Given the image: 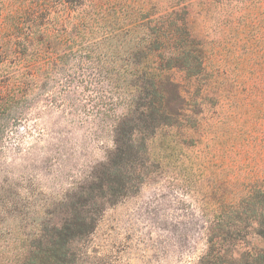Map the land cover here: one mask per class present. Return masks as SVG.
<instances>
[{"label": "rangeland", "instance_id": "obj_1", "mask_svg": "<svg viewBox=\"0 0 264 264\" xmlns=\"http://www.w3.org/2000/svg\"><path fill=\"white\" fill-rule=\"evenodd\" d=\"M84 2L101 33L179 28L203 65L194 77L169 72L186 104L178 126L141 157L136 193L105 206L73 245L76 264H264V0ZM61 111L40 100L0 136V264L22 259L11 235L30 222L29 206L53 209L51 199L83 184L102 157Z\"/></svg>", "mask_w": 264, "mask_h": 264}, {"label": "trees", "instance_id": "obj_2", "mask_svg": "<svg viewBox=\"0 0 264 264\" xmlns=\"http://www.w3.org/2000/svg\"><path fill=\"white\" fill-rule=\"evenodd\" d=\"M73 1L0 0V136L41 100L102 145L83 184L51 199L53 209L29 206L30 222L11 235L23 252L16 264H76L73 245L93 233L105 206L136 193L141 179L133 174L148 162L141 157L162 130L178 126L186 104L169 72L202 70L201 52L175 24L172 35L101 33L106 26L92 5Z\"/></svg>", "mask_w": 264, "mask_h": 264}]
</instances>
